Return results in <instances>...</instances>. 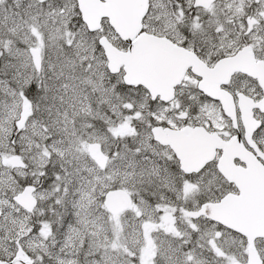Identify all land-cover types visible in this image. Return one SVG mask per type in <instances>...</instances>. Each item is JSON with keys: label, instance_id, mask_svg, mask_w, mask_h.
Segmentation results:
<instances>
[{"label": "snow or ice", "instance_id": "obj_1", "mask_svg": "<svg viewBox=\"0 0 264 264\" xmlns=\"http://www.w3.org/2000/svg\"><path fill=\"white\" fill-rule=\"evenodd\" d=\"M0 264H264V0H0Z\"/></svg>", "mask_w": 264, "mask_h": 264}]
</instances>
